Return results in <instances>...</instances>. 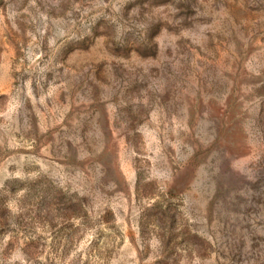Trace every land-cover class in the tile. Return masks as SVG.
<instances>
[{"label":"rangeland","instance_id":"rangeland-1","mask_svg":"<svg viewBox=\"0 0 264 264\" xmlns=\"http://www.w3.org/2000/svg\"><path fill=\"white\" fill-rule=\"evenodd\" d=\"M0 264H264V0H0Z\"/></svg>","mask_w":264,"mask_h":264}]
</instances>
